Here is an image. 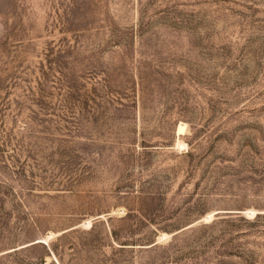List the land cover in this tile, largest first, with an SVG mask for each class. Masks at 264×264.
<instances>
[{
    "label": "rangeland",
    "instance_id": "rangeland-1",
    "mask_svg": "<svg viewBox=\"0 0 264 264\" xmlns=\"http://www.w3.org/2000/svg\"><path fill=\"white\" fill-rule=\"evenodd\" d=\"M0 264H264V0H0Z\"/></svg>",
    "mask_w": 264,
    "mask_h": 264
},
{
    "label": "bare ground",
    "instance_id": "bare-ground-1",
    "mask_svg": "<svg viewBox=\"0 0 264 264\" xmlns=\"http://www.w3.org/2000/svg\"><path fill=\"white\" fill-rule=\"evenodd\" d=\"M182 131H183L182 126H179V127L177 128L176 135H180V134L182 133ZM178 146H179V145H178Z\"/></svg>",
    "mask_w": 264,
    "mask_h": 264
}]
</instances>
